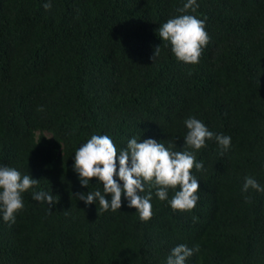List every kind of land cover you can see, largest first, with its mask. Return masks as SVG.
<instances>
[{"label":"trees","instance_id":"obj_1","mask_svg":"<svg viewBox=\"0 0 264 264\" xmlns=\"http://www.w3.org/2000/svg\"><path fill=\"white\" fill-rule=\"evenodd\" d=\"M0 264H264V0H0Z\"/></svg>","mask_w":264,"mask_h":264}]
</instances>
